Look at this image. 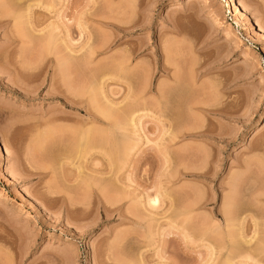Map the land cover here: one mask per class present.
I'll return each instance as SVG.
<instances>
[{
  "label": "rangeland",
  "instance_id": "1",
  "mask_svg": "<svg viewBox=\"0 0 264 264\" xmlns=\"http://www.w3.org/2000/svg\"><path fill=\"white\" fill-rule=\"evenodd\" d=\"M15 1L0 264H264V0Z\"/></svg>",
  "mask_w": 264,
  "mask_h": 264
},
{
  "label": "bare ground",
  "instance_id": "2",
  "mask_svg": "<svg viewBox=\"0 0 264 264\" xmlns=\"http://www.w3.org/2000/svg\"><path fill=\"white\" fill-rule=\"evenodd\" d=\"M16 1H17V2H16ZM16 1H15V2L18 3L19 5H21L22 2H23V4H24V0H16ZM18 4H17V5H18ZM19 7H20V6H19ZM19 7L17 8L18 10H19ZM21 7H22V6H21ZM21 7H20V8H21ZM27 7H28V10H29V9H31L33 6H32V7H31V6H27ZM24 8H25V7L23 6V10H24ZM21 9H22V8H21ZM21 9H20V10H21ZM26 9H27V8H26ZM26 9H25V10H26ZM235 9H236V7H235ZM20 12H21V11H20ZM23 12H24V11H23ZM23 12L20 13V14H21V15L24 14ZM17 13H18V11H17ZM25 13H26V12H25ZM235 14H237V13L235 12ZM239 14H240V13L238 12V16H240L242 13H241L240 15H239ZM6 16H7V15H6ZM19 16H20V15H19ZM19 16H17V17L19 18ZM22 17H23V15H22ZM0 18H1V17H0ZM3 18H4V17H3ZM18 18H15V19H18ZM20 19H21V17H20ZM15 21H16V20H15ZM18 21L20 22V20H18ZM19 22H18V24L21 25V22H20V23H19ZM4 23H5V22H4ZM49 35H50V34H49ZM47 36H48V35H47ZM48 38H50V37H48ZM52 39H53V38H52ZM49 40L51 41V39H49ZM50 41H48L47 46H46V44L44 45V47H46V54H47L48 56H51L50 54L54 53V52H53V50H54V48H53V47H54V45H53V44H54V40L52 41L53 44H51L52 42H50ZM13 42H14V41H13ZM44 49H45V48H44ZM5 50H6V49H5ZM10 51H11V50H10ZM5 52L8 53V54H11V53L13 54V53H14V51L9 53V50H8V51L6 50ZM44 52H45V51H44ZM6 53H5V54H6ZM19 53H21V52H19ZM12 54H11V55H12ZM44 54H45V53H44ZM63 56H64V55H63ZM63 56H62V57H63ZM37 57H39V56H37ZM52 57H53V56H52ZM54 57H55V55H54ZM39 58H40V57H39ZM46 58H47V57H46ZM55 58H57V57H55ZM60 58H61V57H60ZM70 58H71V57L68 56V55H67L66 57L61 58V59H60L61 62H59V67H60V68L58 67L59 70H61V71H60L61 73L59 72L60 75H59V73H58V75L61 76V77H59V79L61 78V79L63 80V82H62V80H61V84H63L64 87L67 88V89H69V90H70V88H68V83H69V82H68V79L70 78V77L68 76V75H69V71H70L69 68H70V66H72L71 64H73V62L70 61V60H71ZM40 59H41V58H40ZM42 59H43V57H42ZM62 59H64V60H62ZM245 59H247V57H245ZM36 60H37V59H36ZM33 61H34V60H33ZM33 61L31 60L30 62H33ZM40 61H41V60H40ZM57 61H58V59H57ZM70 62H71V64H70ZM38 63H39V61H38ZM41 63H42V62H41ZM41 63H40V64H41ZM27 64H28V63H26V64L24 63V64H23V65H24V68H25V65H27ZM29 64H30V63H29ZM33 64H34V62H33ZM35 64H36V63H35ZM13 65H14V64H13ZM36 65H37V64H36ZM28 66H29V65H28ZM19 67H20V65H19ZM19 67H18V68H19ZM36 67H37V66H35V68H36ZM39 67H41V66H39ZM29 68H30V67H29ZM33 68H34V67H33V65H32V69H33ZM23 70H24V69H23ZM28 70H31V69H28ZM34 70H35V69H34ZM24 71H25V70H24ZM31 71H32V70H31ZM19 72H20V68H19ZM33 72H34V71H33ZM21 75H24V74H21ZM28 75H29V74H28ZM31 76H32V75H31ZM174 78H175V77H174ZM174 78H173V81L175 80L174 82L176 83V79H174ZM52 79H53V78H52ZM173 81H172V82H173ZM54 82H55V81H54ZM54 82H53V83H54ZM57 82H58V81H57ZM58 83H59V82H58ZM51 84H52V83H51ZM52 85H53V84H52ZM63 85H60V86H63ZM53 86H54V85H53ZM55 86H56V85H55ZM55 86H54V87H55ZM69 86H70V84H69ZM56 87H58V86H56ZM51 88H52V87H51ZM52 89H53V88H52ZM57 89H58V88H57ZM67 89H66V90H67ZM53 91H54V90H53ZM64 92H65V91H64ZM66 92H68V90H67ZM66 92H65V93H66ZM70 92H71V90H70ZM61 94H62V93H61ZM61 94H60V96H61ZM68 94H70V93H68ZM67 96H68L67 94H66V97H63V96H62V97H63V101H62V102L64 103V105L73 106V103H72L73 100L70 101V100H69L70 98H68ZM80 103H81V102H80ZM81 104H82V103H81ZM79 105H80V104H79ZM109 109H110V108H108V110H109ZM105 110H106V109H105ZM102 111H103V110H102ZM102 111H101V112H102ZM106 111H107V110H106ZM110 111H111V110H110ZM110 111H109V112H110ZM103 112H104V111H103ZM103 112H102L101 114H103V116L106 118V116H108V115H106V113H103ZM1 113H2V112H1ZM1 113H0V114H1ZM111 113H112V111H111ZM104 114H105V115H104ZM107 114H109V113H107ZM110 116H111V115H110ZM94 117H95V116H94ZM91 118H92V117H91ZM57 119H58V118H57ZM53 120H54V119H53ZM93 120H94V121H98V120L95 119V118H94ZM132 120H133V119H132ZM47 121H48V120H47ZM49 121H50V120H49ZM54 121H56V118H55ZM100 121H101V120H100ZM133 121H134V120H133ZM20 122H21V121H19V123H20ZM44 122H45V121H44ZM52 122H53V121H52ZM52 122H51V123H52ZM101 122H102V121H101ZM130 122H132V121H130ZM16 123H17V122H15V124H16ZM19 123H18V124H19ZM9 124H10V123H9ZM15 124H14V125H15ZM26 124H27V123H26ZM31 124H32V123H31ZM44 124H45V123H44ZM49 124H50V123H49ZM81 124H82V123H81ZM23 125H25V124L23 123ZM27 125H28V124H27ZM84 125H85V124H84ZM19 126H20V125H19ZM30 126H32V125H30ZM39 126H40V125H39ZM39 126H38V124H37V130L40 129V128H43V127H47V126L51 127L50 125H47V126L43 125V127H41V126H42V125H41L40 128H39ZM52 126H53V125H52ZM81 126H83V125H81ZM5 127H8V126H5ZM13 127H14V126H13ZM33 127H34V125H33ZM49 127H48V128H49ZM9 128H10V125H9ZM9 128H8V129L5 128V129H6L5 131L2 130V131H4V133H1V131H0V133H1V135H2V138L5 139V141H7V140H9V139H12V138L14 137L15 133H16V132H14V131H16V129L13 130L14 134H13V132L10 130V129H12V126H11L10 129H9ZM25 128H28V126L25 127ZM35 128H36V127H35ZM64 128H65V127H64ZM82 128H83V127H82ZM19 129H21V128L19 127ZM19 129H18V130H19ZM46 129H47V128H46ZM61 129H62V128H61ZM65 129H66V128H65ZM37 130H36V132H37ZM68 130H69L68 128L66 129V131L64 130V131H65V134H66V132H68ZM84 130H85V129H84ZM50 131L52 132V127H51V129L48 130V132H50ZM53 131H55V132L57 133V131H56L55 128L53 129ZM58 131H59V130H58ZM70 131H73V132H74V130H70ZM75 131H76V130H75ZM11 132H12V133H11ZM42 132H43V131H42ZM80 132H81V134H80ZM87 132H88V130L86 131V134H87ZM45 133H46V132H45ZM61 133H63V131H61ZM61 133H60V134H61ZM70 133H71V132H70ZM78 133L80 134V135H79V137H80L79 140H80V141H82L81 138L84 139V137H87V136L85 135V132H84L83 130H82V131L79 130ZM42 134H43V133H42ZM48 134H49V133H48ZM51 134H53V132H52ZM76 134H77V132H76ZM9 135H10V136H9ZM16 135H17V134H16ZM18 135H19V133H18ZM44 135H45V134H44ZM46 135H47V134H46ZM58 135H59V134H58ZM66 135H67V134H66ZM66 135H63V136H66ZM68 135H69V134H68ZM87 135H88V134H87ZM38 136H40V137L42 136V137H43V135H41L40 133H38V135H36V137H35L36 139L33 140V141L31 140V142H32V143L38 148V150H39V148H40V150H41V148H42V150L46 148V149H45V151H46V150H47V147H45V146H47V144L44 146L43 138H42V137H41L42 139H41V138H37ZM47 136L49 137V136H51V135L49 134V135H47ZM53 136H55V135H53ZM53 136H52V137H53ZM59 136H60V135H59ZM61 136H62V135H61ZM72 136H73V135H72ZM48 137H45V138H48ZM67 137H68V136H67ZM67 137H66V138H67ZM73 138H75V137H73ZM6 139H7V140H6ZM33 139H34V138H33ZM49 139H51V138H49ZM56 139H57V138H56ZM56 139H55V141H56ZM58 139H59V138H58ZM71 139H72V138H71ZM85 139H86V138H85ZM85 139H84V140H85ZM12 140H15V139H12ZM44 140H45V139H44ZM60 140H61V139H60ZM84 140H83V141H84ZM9 141H10V140H9ZM69 141H70V140H69ZM83 141H82V142H83ZM19 142H20V141H19ZM19 142H18V143H19ZM52 142H53V140H52ZM73 142H74V139H73ZM82 142H81V145L84 146V145L82 144ZM84 142H85V141H84ZM84 142H83V143H84ZM65 143H67V142H65ZM68 143H69V142H68ZM76 143H77V142H76ZM55 144H56V143H55ZM55 144H54V145H55ZM74 144H75V143H74ZM84 144H85V143H84ZM48 145H49V144H48ZM54 145H53V146H54ZM61 145H62V144H61ZM61 145H60V146H61ZM65 145H66V144H65ZM35 146H34V147H35ZM51 146H52V145H51ZM51 146H50V147H51ZM74 146H75V145H74ZM79 146H80V145H79ZM36 147H35V148H36ZM44 147H45V148H44ZM50 147H48V148H50ZM51 148H53V147H51ZM51 148H50V149H51ZM77 148H79L78 145H77ZM79 149H80V148H79ZM81 149H82V148H81ZM51 150H52V149H51ZM36 151H37V149H36ZM45 151H41V152H43V153L45 154ZM47 151H48V150H47ZM47 151H46V152H47ZM49 151H50V150H49ZM53 151H54V150H53ZM37 153H38V152H37ZM48 153H49V152H48ZM39 154H40V153H39ZM41 154H42V153H41ZM41 154H40V155H41ZM42 155H43V154H42ZM45 156H46V155H45ZM49 156H51V155H49ZM42 157H43V156H42ZM46 157H48V156H46ZM43 158H44V157H43ZM44 159H45V158H44ZM47 159H50V158H47ZM47 159H46V160H47ZM25 160H26V159H25ZM26 161H27V160H26ZM19 163H20V162H19ZM93 191H94V193H99V194H101V189H99V188H95V190L93 189ZM3 196H4V194L0 191V198L3 197ZM100 197H101V195H100ZM156 198H157V197H156ZM156 198H153L152 200H150V201H151L150 203H151L152 205H154V204L157 203V199H156ZM99 200H100V199H99Z\"/></svg>",
  "mask_w": 264,
  "mask_h": 264
}]
</instances>
